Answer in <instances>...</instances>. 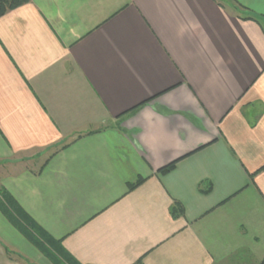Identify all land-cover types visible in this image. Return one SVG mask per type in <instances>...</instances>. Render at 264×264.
I'll return each instance as SVG.
<instances>
[{
  "label": "crops",
  "instance_id": "crops-1",
  "mask_svg": "<svg viewBox=\"0 0 264 264\" xmlns=\"http://www.w3.org/2000/svg\"><path fill=\"white\" fill-rule=\"evenodd\" d=\"M0 166L79 264H264V0L7 13ZM44 260L0 211V264Z\"/></svg>",
  "mask_w": 264,
  "mask_h": 264
},
{
  "label": "trees",
  "instance_id": "trees-1",
  "mask_svg": "<svg viewBox=\"0 0 264 264\" xmlns=\"http://www.w3.org/2000/svg\"><path fill=\"white\" fill-rule=\"evenodd\" d=\"M31 0H0V18L30 3ZM174 165L162 170L168 173ZM143 181H138L130 186V190L137 188ZM0 211L5 218L15 227L37 250L47 257L55 256L61 264H79L64 252L62 242L55 241L33 218L21 207L18 201L0 185ZM174 217L183 214L182 206L178 203L172 209ZM7 253L11 255L10 251ZM63 254V256H62ZM137 264H143L139 262Z\"/></svg>",
  "mask_w": 264,
  "mask_h": 264
},
{
  "label": "rangeland",
  "instance_id": "rangeland-1",
  "mask_svg": "<svg viewBox=\"0 0 264 264\" xmlns=\"http://www.w3.org/2000/svg\"><path fill=\"white\" fill-rule=\"evenodd\" d=\"M5 168H7L6 165H4ZM4 166H0V170H4ZM40 252V251H39ZM41 253V252H40ZM42 256L45 258V264H61L60 261L57 260V258L55 256H50V257H47L46 255H44L43 253H41ZM63 256V254H62ZM29 264H33L32 261H29Z\"/></svg>",
  "mask_w": 264,
  "mask_h": 264
}]
</instances>
